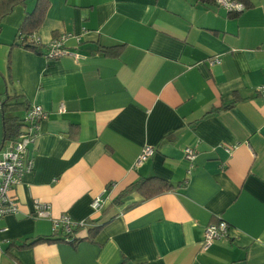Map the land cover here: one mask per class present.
Returning <instances> with one entry per match:
<instances>
[{
  "label": "crops",
  "instance_id": "0c3cea01",
  "mask_svg": "<svg viewBox=\"0 0 264 264\" xmlns=\"http://www.w3.org/2000/svg\"><path fill=\"white\" fill-rule=\"evenodd\" d=\"M36 1L0 0V101L17 95L20 119L26 104L47 113L33 169L11 191L19 211L0 218V264H264V0L236 13L215 1L42 0L39 45L25 48L16 35ZM63 33L81 57L48 60ZM144 144L154 154L134 167ZM149 176L171 187L113 203ZM36 200L99 228L59 239ZM219 220L227 237L202 250Z\"/></svg>",
  "mask_w": 264,
  "mask_h": 264
},
{
  "label": "built area",
  "instance_id": "2783aa9c",
  "mask_svg": "<svg viewBox=\"0 0 264 264\" xmlns=\"http://www.w3.org/2000/svg\"><path fill=\"white\" fill-rule=\"evenodd\" d=\"M215 3L229 13L240 12L245 5L240 0H214ZM33 35V34H32ZM30 36L29 40L38 44V40L34 36ZM70 36L69 33H63L57 38H53L45 45V57L48 60H54L63 56H72L75 59L81 57L78 53L68 50L64 43ZM217 57L209 59L210 64L219 63ZM258 92H264V85L257 87ZM60 111L63 110L62 105ZM47 116L46 111L37 104L29 105L23 117V124L20 131L12 139L3 141L0 146V218L6 215H14L18 213L14 196L11 194L12 189L21 181L22 176L31 172L33 169V158L30 153V145H32L39 135L40 122ZM154 154V147L144 144L141 151L134 160L133 166L142 165L147 159ZM196 154L192 147H185L184 156L188 162H192ZM191 165V164H190ZM191 168V167H190ZM190 172V169H188ZM104 198L101 195L94 197L90 203L93 210H99L103 205ZM51 207L47 202L36 200L34 202V216L36 218H50L52 223V234L62 235L69 234L66 240L72 239L76 228L85 229L91 226L86 220H74L66 213H62L57 217H51ZM229 225L224 220L208 223L204 228V237L201 249H207L216 239L225 238L228 235Z\"/></svg>",
  "mask_w": 264,
  "mask_h": 264
},
{
  "label": "trees",
  "instance_id": "16d2710c",
  "mask_svg": "<svg viewBox=\"0 0 264 264\" xmlns=\"http://www.w3.org/2000/svg\"><path fill=\"white\" fill-rule=\"evenodd\" d=\"M198 1L213 2L214 0H198ZM45 6L46 4L42 0H37L34 10L30 13H26L24 17V21L22 25L18 28L16 35L17 41L20 43L21 46L25 48H35L36 46L39 45L30 41L29 37L33 34V31L38 26L42 17L40 11L41 10L44 11ZM22 105H24V102H22L17 95H7L4 97L2 101H0V110L4 114L3 133L5 140L14 138L16 134L20 131V128L23 124V119H20L17 115H14V112L18 110ZM28 107L29 104H26L25 110H27ZM170 187H171L170 182H168L165 179L159 178L157 176L141 177L135 182L128 185L123 191H121L118 194L117 198L113 201V203L119 204L122 201V199H124L132 192L139 193L143 198H149L168 190ZM131 205L132 204L128 206ZM95 226H93L92 224L89 227L91 228L93 227L96 231V229H98L99 226L96 227ZM74 232L76 234V231ZM69 236L71 237V235L69 234L61 235L59 236V239L66 240L65 238ZM78 238L79 237L76 234L72 239L66 241L76 242L79 240ZM40 240L42 239L33 240V242L27 244V246Z\"/></svg>",
  "mask_w": 264,
  "mask_h": 264
},
{
  "label": "water",
  "instance_id": "95a60500",
  "mask_svg": "<svg viewBox=\"0 0 264 264\" xmlns=\"http://www.w3.org/2000/svg\"><path fill=\"white\" fill-rule=\"evenodd\" d=\"M3 112L0 110V146L4 141V133H3Z\"/></svg>",
  "mask_w": 264,
  "mask_h": 264
}]
</instances>
